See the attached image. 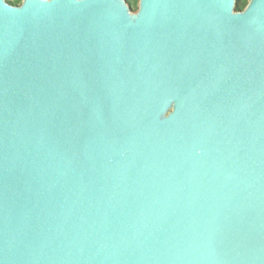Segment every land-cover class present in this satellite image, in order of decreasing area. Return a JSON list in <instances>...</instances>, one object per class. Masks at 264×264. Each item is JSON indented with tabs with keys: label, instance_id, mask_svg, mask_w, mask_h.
<instances>
[{
	"label": "water",
	"instance_id": "obj_1",
	"mask_svg": "<svg viewBox=\"0 0 264 264\" xmlns=\"http://www.w3.org/2000/svg\"><path fill=\"white\" fill-rule=\"evenodd\" d=\"M0 264H264V0H0Z\"/></svg>",
	"mask_w": 264,
	"mask_h": 264
},
{
	"label": "trees",
	"instance_id": "obj_2",
	"mask_svg": "<svg viewBox=\"0 0 264 264\" xmlns=\"http://www.w3.org/2000/svg\"><path fill=\"white\" fill-rule=\"evenodd\" d=\"M8 1L13 3V4H20L22 0H8ZM127 1L134 10H137L138 0H127ZM247 2H248V0H237V9L238 10L244 9Z\"/></svg>",
	"mask_w": 264,
	"mask_h": 264
}]
</instances>
